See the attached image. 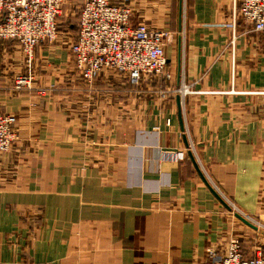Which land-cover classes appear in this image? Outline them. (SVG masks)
<instances>
[{
	"label": "crops",
	"instance_id": "1",
	"mask_svg": "<svg viewBox=\"0 0 264 264\" xmlns=\"http://www.w3.org/2000/svg\"><path fill=\"white\" fill-rule=\"evenodd\" d=\"M239 4L128 2L133 23L171 36L170 81L104 69L87 83L75 32L31 61L0 43V113L18 118L0 153V264H204L234 238L264 254V31Z\"/></svg>",
	"mask_w": 264,
	"mask_h": 264
},
{
	"label": "built area",
	"instance_id": "2",
	"mask_svg": "<svg viewBox=\"0 0 264 264\" xmlns=\"http://www.w3.org/2000/svg\"><path fill=\"white\" fill-rule=\"evenodd\" d=\"M69 0H0V43L14 41L28 61L34 57L36 47L54 43L60 37L59 18ZM130 0H82L78 27L69 43L74 71L87 83H92L104 69L126 74L138 84L144 77L170 81L167 69L166 45L171 36L163 30L153 29L144 22L133 23ZM237 14L255 31H264V0H240ZM30 75H17L16 90L30 88ZM190 85L168 86L161 94H185ZM264 95V91L259 92ZM264 116V103L261 106ZM18 118L13 113H0V153L13 148L18 138ZM170 124V120L167 121ZM166 159L172 152H164ZM225 203L232 208L227 198ZM236 213L252 223H259L238 210ZM204 264H264L260 248L246 253L239 239H231L223 256L209 251Z\"/></svg>",
	"mask_w": 264,
	"mask_h": 264
},
{
	"label": "rangeland",
	"instance_id": "3",
	"mask_svg": "<svg viewBox=\"0 0 264 264\" xmlns=\"http://www.w3.org/2000/svg\"><path fill=\"white\" fill-rule=\"evenodd\" d=\"M81 3H82V0H69L64 5L63 13L61 17L59 18L60 32L70 31V32L76 33V30L78 27L77 24H78L79 13L81 10ZM177 94H180V93H177ZM165 152H168V151H165Z\"/></svg>",
	"mask_w": 264,
	"mask_h": 264
},
{
	"label": "water",
	"instance_id": "4",
	"mask_svg": "<svg viewBox=\"0 0 264 264\" xmlns=\"http://www.w3.org/2000/svg\"><path fill=\"white\" fill-rule=\"evenodd\" d=\"M215 192V191H214ZM216 193V192H215ZM217 194V193H216ZM218 195V194H217ZM227 205V204H226ZM240 218H242L243 220H244V218L243 217H241V216H239Z\"/></svg>",
	"mask_w": 264,
	"mask_h": 264
}]
</instances>
